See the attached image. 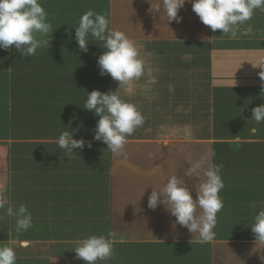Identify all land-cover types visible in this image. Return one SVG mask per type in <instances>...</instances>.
<instances>
[{
	"label": "crops",
	"instance_id": "obj_1",
	"mask_svg": "<svg viewBox=\"0 0 264 264\" xmlns=\"http://www.w3.org/2000/svg\"><path fill=\"white\" fill-rule=\"evenodd\" d=\"M152 3L155 10L160 0ZM150 7L149 0H97V13L106 10L110 27L135 41L145 60L144 75L120 88L145 118L120 156L94 139L99 117L83 108L87 92L119 87L100 75V41L89 37L83 52L62 31L31 57L14 46L0 50V201L5 208L24 204L33 217L32 228L18 233L0 210V243L15 248L16 264H86L74 241L109 232L124 242L97 264H264V244L256 245L250 227L264 206V123L251 119L264 104V11L255 10L230 38L204 25L191 3L180 9V23ZM65 130L86 141L70 159L57 143ZM210 149L215 156L204 167L223 165L224 206L214 238L202 242L173 226L164 205L149 208L148 199L176 174L196 192L198 178L184 172ZM104 168L106 183L97 188ZM26 239L30 246L21 247Z\"/></svg>",
	"mask_w": 264,
	"mask_h": 264
},
{
	"label": "clouds",
	"instance_id": "obj_2",
	"mask_svg": "<svg viewBox=\"0 0 264 264\" xmlns=\"http://www.w3.org/2000/svg\"><path fill=\"white\" fill-rule=\"evenodd\" d=\"M150 11L162 12L167 17V22H182L178 15L186 3L192 4V10L199 16L200 21L210 26L211 30H222V35L230 38L237 36V27L250 20L255 10L264 11V0H160L153 9L152 0ZM162 18V17H161ZM110 19L106 14L88 10L82 14L75 27V40L83 52L89 50V37L101 42L104 49L98 57L97 63L100 75H110L119 82L115 91L101 92L92 90L83 108L92 111L99 117L94 129V139L102 141L107 149L114 155L123 154L127 139L135 130L142 127L145 118L134 103L121 98L120 88L128 86L133 80H138L144 75L145 60L141 57L135 41L121 30L110 27ZM52 34V24L48 20L47 12L38 0H0V50L13 48L25 57L34 56L38 49L49 47V34ZM211 41V40H206ZM255 67V66H254ZM264 69V67H260ZM264 81V71L259 73ZM254 120L257 124L264 123V104L252 109ZM74 131H62L57 143L63 150V155L69 159L74 154V149H83L86 141L74 138ZM258 131L253 127L252 134ZM185 134L191 136V129L186 128ZM167 145V141L164 142ZM88 147L91 143L88 142ZM215 151L208 150L206 156L191 165L184 172V176L192 178L195 174L198 182L194 185L196 198L187 181L176 175L168 177L160 189L153 188L148 199V207L155 210L164 205L165 210L175 217L173 226L186 227L194 236L198 234L202 242L214 238L213 229L217 225V214L224 206L221 190L225 187L222 178V164H204L209 157H214ZM203 168V179H200V170ZM0 210H4L8 217L15 219V230L21 232L33 226L32 213L24 204L19 206L0 201ZM3 216L0 215V220ZM255 236L256 245L264 244V206L260 207L250 225ZM117 240L114 232L105 235H90L74 241L72 249L77 259H82L86 264H97V261H107L114 258L115 243ZM30 240L20 241L21 247H29ZM17 254L15 248L5 242L0 243V264H16Z\"/></svg>",
	"mask_w": 264,
	"mask_h": 264
},
{
	"label": "trees",
	"instance_id": "obj_3",
	"mask_svg": "<svg viewBox=\"0 0 264 264\" xmlns=\"http://www.w3.org/2000/svg\"><path fill=\"white\" fill-rule=\"evenodd\" d=\"M47 12L48 20L52 24V34L58 35L62 31L68 35L75 36V27L78 26V20L82 14L87 12L89 6H94V11L97 12V0H38ZM92 4V5H90ZM102 14H107V11L102 9ZM5 51V50H3ZM261 58V66L264 67V50ZM260 71L264 69L260 68ZM193 198H196V192H192ZM106 263L107 261H97Z\"/></svg>",
	"mask_w": 264,
	"mask_h": 264
},
{
	"label": "rangeland",
	"instance_id": "obj_4",
	"mask_svg": "<svg viewBox=\"0 0 264 264\" xmlns=\"http://www.w3.org/2000/svg\"><path fill=\"white\" fill-rule=\"evenodd\" d=\"M104 151L105 152H107V150L106 149H104ZM102 161V160H101ZM97 162H100V159H97ZM101 163V162H100ZM105 163H106V160H103L102 161V165H105ZM99 171V170H98ZM104 173H105V175L103 176V179H104V181H102V177H100V178H97V188H103V184H105L106 183V171H105V168H104ZM98 192H100V191H98Z\"/></svg>",
	"mask_w": 264,
	"mask_h": 264
}]
</instances>
